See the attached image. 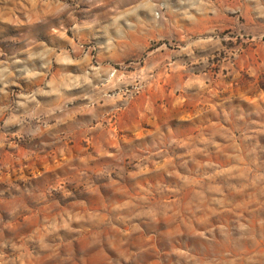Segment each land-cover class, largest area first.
<instances>
[{"label":"rangeland","instance_id":"rangeland-1","mask_svg":"<svg viewBox=\"0 0 264 264\" xmlns=\"http://www.w3.org/2000/svg\"><path fill=\"white\" fill-rule=\"evenodd\" d=\"M0 264H264V0H0Z\"/></svg>","mask_w":264,"mask_h":264}]
</instances>
